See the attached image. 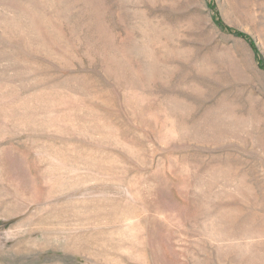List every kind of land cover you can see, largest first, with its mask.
I'll return each mask as SVG.
<instances>
[{
    "label": "rangeland",
    "instance_id": "obj_1",
    "mask_svg": "<svg viewBox=\"0 0 264 264\" xmlns=\"http://www.w3.org/2000/svg\"><path fill=\"white\" fill-rule=\"evenodd\" d=\"M0 264H264V0H0Z\"/></svg>",
    "mask_w": 264,
    "mask_h": 264
}]
</instances>
